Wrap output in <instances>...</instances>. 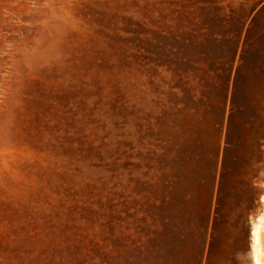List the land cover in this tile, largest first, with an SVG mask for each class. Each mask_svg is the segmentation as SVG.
<instances>
[{
  "label": "rangeland",
  "instance_id": "1",
  "mask_svg": "<svg viewBox=\"0 0 264 264\" xmlns=\"http://www.w3.org/2000/svg\"><path fill=\"white\" fill-rule=\"evenodd\" d=\"M0 264H264V0H0Z\"/></svg>",
  "mask_w": 264,
  "mask_h": 264
}]
</instances>
